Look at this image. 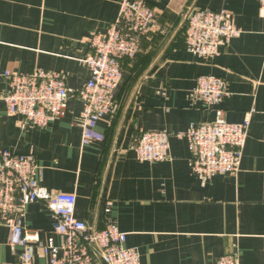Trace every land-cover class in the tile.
Here are the masks:
<instances>
[{
	"label": "crops",
	"instance_id": "1",
	"mask_svg": "<svg viewBox=\"0 0 264 264\" xmlns=\"http://www.w3.org/2000/svg\"><path fill=\"white\" fill-rule=\"evenodd\" d=\"M122 1L0 0V150L32 153L41 186L52 194H75L76 218L89 227L114 223L142 264H217L223 256L264 264V12L258 0L157 4L155 28L137 58L123 62L116 111L98 123L103 142L82 146L83 103L75 97L45 129L8 116L7 71L61 72L71 90L83 89L90 78L84 40L108 31ZM202 9L231 13L241 32L211 63L185 46L188 18ZM201 76L228 83L229 95L216 109L192 98ZM217 110L232 124L252 114L240 172L199 179L183 135L191 125L215 121ZM160 130L171 134L170 160L138 162L134 148L140 136ZM26 227L61 243L42 202L28 206ZM9 238V228L0 224V264L19 262L21 250L13 252Z\"/></svg>",
	"mask_w": 264,
	"mask_h": 264
},
{
	"label": "built area",
	"instance_id": "2",
	"mask_svg": "<svg viewBox=\"0 0 264 264\" xmlns=\"http://www.w3.org/2000/svg\"><path fill=\"white\" fill-rule=\"evenodd\" d=\"M163 0H123L119 17L104 34L91 33L84 43L90 48L85 64L90 78L80 91L71 90L61 72L35 68L28 74L10 71L4 76L9 91L4 97L7 114L20 117L34 129H45L60 119L71 98L83 103L79 120L82 146L103 142L98 123L116 111L117 90L123 78V62L135 60L142 42L155 28L156 5ZM264 12V0H258ZM166 33V29L162 31ZM233 15L227 11L197 10L188 18L186 51L204 63L220 56L221 49L238 38ZM226 80L214 76L197 78L192 91L195 103L207 110L216 109L228 97ZM252 114L232 124L223 112L216 120L191 125L183 135L192 154L196 178L237 176L249 136ZM171 134L167 131L143 133L134 152L140 163L170 160ZM41 168L36 157L0 150V224L9 228L11 250H21L18 264H142L135 249L128 248L127 234L107 221L100 229L91 228L76 218L75 194H52L41 184ZM42 202L53 218V233L61 238L43 239L26 227L27 208ZM109 206H111L109 204ZM36 252L44 256L39 261ZM217 264H240L237 256H223Z\"/></svg>",
	"mask_w": 264,
	"mask_h": 264
}]
</instances>
